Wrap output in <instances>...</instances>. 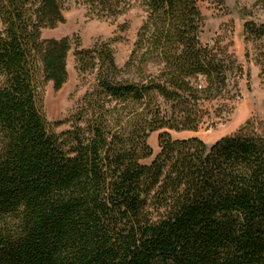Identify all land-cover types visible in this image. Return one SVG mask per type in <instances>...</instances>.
Masks as SVG:
<instances>
[{"label":"trees","instance_id":"obj_1","mask_svg":"<svg viewBox=\"0 0 264 264\" xmlns=\"http://www.w3.org/2000/svg\"><path fill=\"white\" fill-rule=\"evenodd\" d=\"M67 1L0 0V264H264V126L212 145L172 136L197 132L203 104L243 76L201 41L204 6L224 0H81L114 21L139 4L145 19L122 67L109 42L77 47L97 84L57 134L44 89L67 83L74 43L43 31ZM244 33L264 42V21Z\"/></svg>","mask_w":264,"mask_h":264},{"label":"rangeland","instance_id":"obj_2","mask_svg":"<svg viewBox=\"0 0 264 264\" xmlns=\"http://www.w3.org/2000/svg\"><path fill=\"white\" fill-rule=\"evenodd\" d=\"M260 1L224 0L221 7L211 1L204 6L202 43L232 54L243 67V76L238 80L237 87L232 84L227 99L203 104L205 119L197 132H173L174 139L197 136L212 145L222 137L235 135L249 122L255 123L256 127L264 126V42H247L244 33L246 22L264 21V8ZM64 14L65 23L43 31L45 39L69 37L74 43L68 57L67 83L60 90H56L52 83H48L44 89V113L50 130L57 134L72 127V119L78 113L85 95L97 84L95 75L81 74L77 70V47L87 50L98 42H109L117 65L122 67L129 59L138 30L145 19V12L139 4H134L114 21V18L98 15L96 10L81 0L67 1ZM126 26V29H122ZM158 136L159 133H155L149 139L154 156L145 163H150L160 151Z\"/></svg>","mask_w":264,"mask_h":264}]
</instances>
